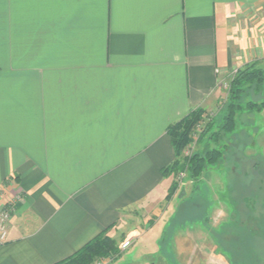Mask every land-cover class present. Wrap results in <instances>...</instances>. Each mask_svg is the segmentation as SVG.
I'll return each mask as SVG.
<instances>
[{
  "label": "crops",
  "instance_id": "0c3cea01",
  "mask_svg": "<svg viewBox=\"0 0 264 264\" xmlns=\"http://www.w3.org/2000/svg\"><path fill=\"white\" fill-rule=\"evenodd\" d=\"M254 62L264 0H0V210L14 209L0 264H56L107 229L136 245L179 216L185 233L237 221L229 174L213 175L228 197L215 209L201 185L213 169L170 200L162 170L176 158L168 127L213 110ZM180 232L171 256L155 238L145 264H183ZM215 244L207 264H230ZM207 248L187 245L185 264Z\"/></svg>",
  "mask_w": 264,
  "mask_h": 264
},
{
  "label": "trees",
  "instance_id": "16d2710c",
  "mask_svg": "<svg viewBox=\"0 0 264 264\" xmlns=\"http://www.w3.org/2000/svg\"><path fill=\"white\" fill-rule=\"evenodd\" d=\"M262 110H264V69L259 65V62H254L240 69L236 77L231 80L228 99L223 105L221 115L218 116L217 114L207 124L197 141V144L202 146L201 150L192 152L190 156L185 155V150L193 142L192 136L197 125L203 120L206 113L203 109L193 110L178 122L170 125L167 133L171 138L176 158L172 165L162 170V175L165 178L171 176L174 178L167 199L170 200L180 187L181 173H186L189 180L198 181L211 165L218 163L223 158L224 148L227 146V144H223V141L236 130L239 114L260 113ZM258 169H260V165L257 164L253 171ZM261 182L263 184V180ZM252 194H255L257 198L256 190L253 189ZM258 201L260 200L255 199L253 201L251 198L245 200L246 209L251 213L249 215L250 222L252 219L255 220L254 216ZM262 202L264 207V197ZM180 217L177 218L175 223L171 224L175 228L174 234L186 220L185 217ZM239 217L233 224H226L219 230L211 229L218 249L227 257L230 264H262L259 261L261 257L257 254V250L255 254V248L250 246L251 241H255L259 232L252 229L250 223L244 221L241 216ZM262 218L263 228L261 233L264 234V217ZM108 231L109 229L104 230L73 255L56 264H92L96 259L109 257L113 254L120 255L121 251L118 243L108 235ZM165 234H167V231ZM164 236L159 241L161 251L164 250L163 246L170 245L173 239L172 237L171 240H167Z\"/></svg>",
  "mask_w": 264,
  "mask_h": 264
},
{
  "label": "rangeland",
  "instance_id": "374dc122",
  "mask_svg": "<svg viewBox=\"0 0 264 264\" xmlns=\"http://www.w3.org/2000/svg\"><path fill=\"white\" fill-rule=\"evenodd\" d=\"M264 69V65L261 66ZM239 71V70H238ZM237 71V72H238ZM237 72L230 73L224 82V85L222 86L221 90V98L219 99V104L216 105V107L213 110L208 111L206 114H211L213 112H217L218 116L221 115V112L223 111V105L228 99V92H229V86L231 83V80L236 77ZM252 98H254L252 96ZM256 99V98H255ZM204 115V117L206 116ZM216 114V115H217ZM203 117V118H204ZM218 118V117H217ZM237 127L234 132H232L226 139L223 141V144H227L226 148H224V156L223 158L218 162L210 166L209 169H213L212 171L205 172L204 177L202 178L203 181L201 185L204 188H207V199L209 203H207L211 208L214 206V208H220L222 204L225 202L222 199H228L227 196H222V199L220 197V194H218L219 190L218 187L215 185H212L213 183H217L215 180L216 177L213 175H218L216 172H225L229 174V177L232 178L231 181H228L232 183L233 187L231 188V192H229V195L232 196L230 198L231 202L229 206L231 207L232 212H235L237 216H241L244 221L247 223H250L252 229L258 231L259 233L256 235L255 241H251V245L253 248H255L254 253L259 255L261 259L259 258V261L264 263V234H262V228H263V218L264 217V207L262 198L264 197V110L260 113H242L239 114L237 117ZM228 138V139H227ZM193 143V142H192ZM191 145V144H190ZM189 145V146H190ZM194 145V146H193ZM192 152H196L202 149V146L198 145L197 143H193ZM188 146V147H189ZM254 163H257L260 165V169L253 171L251 169L252 165ZM235 166L236 169H233L232 167ZM251 172L252 175H251ZM249 175V176H248ZM214 177V178H213ZM227 177L225 178V180ZM236 179V180H235ZM185 180V181H184ZM189 179L188 177L184 178L183 181L187 182ZM263 180V184L261 182ZM183 181L180 183V186L182 187ZM224 181V180H223ZM226 182V183H228ZM192 187V186H191ZM253 189L256 190L257 198L255 194L253 193ZM216 192V193H214ZM248 198H251V200L259 199L257 206H256V212H255V220L252 219V221H249V215H251L250 211L246 209V203L245 200ZM207 202V201H206ZM209 212L205 214L202 221H199L197 224V227L205 230L206 228L211 229V221ZM191 220L185 221V223L182 224L181 232L177 234V242L181 246V255L180 259L183 264L186 263V260L192 256V250L187 249V245L192 244L193 242L197 243H207L208 248L204 251H202V255L197 256V259L195 260V264H207L204 257H209V255L212 253V248L215 244V240L212 238V234L209 232H202L199 231H191L189 230L188 233H185L184 228L192 227L193 224ZM207 226V227H206ZM261 227V228H260ZM260 228V229H259ZM159 229V231H158ZM174 227H168L165 225V228L163 231L160 230V224L158 223L151 233L142 236L139 239V242L136 245L131 246L128 250L124 251L122 253V250L119 245L123 243L126 240V235H122L121 237L118 236V246L121 251L120 255H111L109 257L96 259L92 264H145V249L151 246V244L155 241V238L159 237L160 239H163L164 234L167 231V234H165L164 238L171 240L174 235ZM178 229V228H177ZM191 229V228H187ZM209 231V230H208ZM169 232V233H168ZM187 232V231H186ZM200 233V234H199ZM151 237V238H150ZM249 244V243H248ZM216 245V244H215ZM163 249L161 254L168 253L171 256V250L168 249V244L163 246ZM166 250V251H165ZM217 253H220L219 250L216 251ZM173 254V253H172ZM169 262H174L173 259H170ZM169 263V264H170ZM147 264V263H146ZM157 264H162L159 260ZM176 264V263H175ZM210 264V262L208 263Z\"/></svg>",
  "mask_w": 264,
  "mask_h": 264
},
{
  "label": "built area",
  "instance_id": "2783aa9c",
  "mask_svg": "<svg viewBox=\"0 0 264 264\" xmlns=\"http://www.w3.org/2000/svg\"><path fill=\"white\" fill-rule=\"evenodd\" d=\"M216 114H217L216 111L209 115L206 114L203 120L200 121V123L197 125L196 130L194 131L193 136H192L193 143H197L201 133L203 132L207 124L216 116ZM193 143H191V145H193ZM191 145L185 150V155L187 156H190L192 154V148L194 145L193 146ZM186 176H187L186 173H181L180 181H182ZM13 210L14 209L12 206H8V207L4 206L0 210V243H3L7 240L8 233H9V227H10L11 220H12ZM133 242H134L133 239L126 240L120 246L121 250L125 251L129 249L133 245Z\"/></svg>",
  "mask_w": 264,
  "mask_h": 264
}]
</instances>
